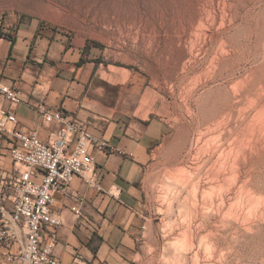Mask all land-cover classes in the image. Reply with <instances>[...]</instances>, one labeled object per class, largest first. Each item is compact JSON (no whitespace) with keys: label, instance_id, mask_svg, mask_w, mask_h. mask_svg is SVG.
I'll list each match as a JSON object with an SVG mask.
<instances>
[{"label":"rangeland","instance_id":"374dc122","mask_svg":"<svg viewBox=\"0 0 264 264\" xmlns=\"http://www.w3.org/2000/svg\"><path fill=\"white\" fill-rule=\"evenodd\" d=\"M26 30L34 69L68 52L132 77L137 116L164 125L137 183L146 230L129 264H264V0H0V39Z\"/></svg>","mask_w":264,"mask_h":264},{"label":"crops","instance_id":"0c3cea01","mask_svg":"<svg viewBox=\"0 0 264 264\" xmlns=\"http://www.w3.org/2000/svg\"><path fill=\"white\" fill-rule=\"evenodd\" d=\"M30 33L20 31L12 48L11 43L0 39V83L16 85L23 98L15 108L17 129L37 131L40 139L48 142L59 125L43 123L39 107L45 105L52 112L62 111L66 120L77 121L123 152L99 154L91 150L97 159L102 192L91 189L77 176L71 191L78 199L62 192L54 194L52 209L62 225L47 226L46 230L58 236L55 255L61 264H129L127 259L134 255L146 224L138 212L137 183L164 139V125L151 117L137 116L141 101L135 104L129 88L132 77L123 80L112 73L103 77L94 70V64H78L80 58L69 57L68 52L58 67L34 69L26 62L34 38ZM35 45V50L48 51V44L40 41ZM10 53H14L13 59H7ZM8 143L19 144L0 137L2 146ZM75 208L83 210V217H76Z\"/></svg>","mask_w":264,"mask_h":264},{"label":"built area","instance_id":"2783aa9c","mask_svg":"<svg viewBox=\"0 0 264 264\" xmlns=\"http://www.w3.org/2000/svg\"><path fill=\"white\" fill-rule=\"evenodd\" d=\"M22 103L16 85L0 83V137L19 143L9 149L15 172L6 182L9 195L4 193L0 201V264H61L55 255L58 236L46 230L47 226L62 225L52 209L54 194L62 192L78 199L71 191L77 176L102 192L97 159L91 150L99 154L123 152L77 121L66 120L62 111L52 112L45 105L39 107L43 123L59 125L49 141L43 142L37 131L22 132L17 129L15 113ZM74 213L83 217L80 208Z\"/></svg>","mask_w":264,"mask_h":264},{"label":"bare ground","instance_id":"6f19581e","mask_svg":"<svg viewBox=\"0 0 264 264\" xmlns=\"http://www.w3.org/2000/svg\"><path fill=\"white\" fill-rule=\"evenodd\" d=\"M223 116V115H222ZM224 119V118H223ZM216 122V121H215ZM215 138V137H214ZM208 139H210V137L208 138ZM212 141V140H211ZM209 142V141H208ZM206 143H207V140H206ZM212 143V142H211ZM210 144V143H209ZM203 145H204V143H203ZM212 145V144H211ZM199 146V145H198ZM208 147V146H207ZM209 147H211V146H209ZM218 149V148H217ZM196 152V151H195ZM201 152V151H200ZM205 152V151H204ZM211 158V157H210ZM202 160V159H201ZM206 160H209V158L208 159H206ZM200 161V160H199ZM194 162V161H193ZM195 162H197V160L195 161ZM203 163H205V162H203ZM200 165V164H199ZM205 165H206V163H205ZM190 166V165H189ZM192 168V167H191ZM204 168V167H203ZM201 170H202V168H200ZM181 171V175H182V170H180ZM187 171V170H186ZM189 171V170H188ZM199 171V170H198ZM203 171V170H202ZM179 172V171H178ZM183 173H185V172H183ZM179 174V176H180V173H178ZM187 174V173H186ZM195 174V173H194ZM197 174V173H196ZM188 175V174H187ZM191 175V174H190ZM189 175V176H190ZM199 175H201V174H199ZM183 176H185V174L184 175H182V177ZM181 178V177H180ZM179 178V179H180ZM200 178V177H199ZM179 179H177V181L179 180ZM183 179H185V177L183 178ZM183 179H181L182 181H183ZM191 179V178H190ZM185 181V180H184ZM184 181H183V183H184ZM201 181V180H200ZM168 182H172V181H168ZM174 182V181H173ZM176 182V181H175ZM174 182V183H175ZM178 182H180V181H178ZM187 182V181H186ZM194 182V181H193ZM196 182H197V180H196ZM183 183H180L181 185L183 184ZM176 184V183H175ZM194 184V183H193ZM180 185V186H181ZM189 185V184H188ZM174 186V185H173ZM183 186V185H182ZM193 186V185H192ZM195 186H196V184H195ZM194 186V187H195ZM166 187H167V185H166ZM172 187V186H171ZM193 187V188H194ZM225 187H226V185H225ZM246 187V186H245ZM168 188V187H167ZM166 188V189H167ZM170 188V187H169ZM187 188V187H186ZM203 188V187H202ZM166 189H165V191H166ZM167 190H169L170 191V189H167ZM193 190V189H192ZM196 190H197V188H196ZM202 191V190H201ZM203 191H204V189H203ZM168 193V195H169V192H167ZM165 194H166V192H165ZM167 199V198H166ZM167 201V200H166ZM172 203V202H171ZM163 204V203H162ZM167 205V204H166ZM171 205V207H172V204H170ZM169 205V206H170ZM166 208H167V206H166ZM169 208V207H168ZM170 209V208H169ZM166 210H168V209H166ZM172 210V209H171ZM204 214V213H203ZM205 216V215H204ZM204 220H205V218H204ZM238 232V231H237ZM168 235H169V233H168ZM221 248V247H220ZM183 251V250H182ZM167 252H169V251H167ZM178 252V251H177ZM180 253H181V251H179ZM224 254V253H223ZM172 256V255H171ZM175 256V255H174ZM179 256V255H178ZM182 256V255H181ZM184 258V257H183ZM176 259H179V258H176ZM181 261V260H180ZM180 261H178V262H180Z\"/></svg>","mask_w":264,"mask_h":264},{"label":"trees","instance_id":"16d2710c","mask_svg":"<svg viewBox=\"0 0 264 264\" xmlns=\"http://www.w3.org/2000/svg\"><path fill=\"white\" fill-rule=\"evenodd\" d=\"M13 42H11V48L13 47ZM81 62H82V60L80 59V63H78V64H81Z\"/></svg>","mask_w":264,"mask_h":264}]
</instances>
